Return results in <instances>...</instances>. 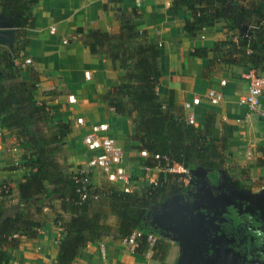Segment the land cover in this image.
<instances>
[{"label":"trees","instance_id":"obj_1","mask_svg":"<svg viewBox=\"0 0 264 264\" xmlns=\"http://www.w3.org/2000/svg\"><path fill=\"white\" fill-rule=\"evenodd\" d=\"M39 1L0 0V23L16 29L12 46H0V128L15 130L17 142L27 149L21 163L26 174L18 186L22 205L13 215H7L5 209L10 188L7 184L0 185V264L12 260L11 251L24 238L37 237L45 217L42 201L48 195L61 198L68 214V218H64L54 213V223L63 232L55 264H71L79 250L112 231L106 214L90 210L93 202L107 203L117 220L115 233L121 239L145 222L150 205L181 194L188 174L196 168H202L207 175L222 170L233 173L227 183L236 190L252 185L247 172L250 166H243L232 157L230 126L217 127L212 111L205 112L203 123H189L182 106L177 103L175 90L158 91L162 78L159 44L148 41L146 29L137 21L139 13L133 9L129 13L119 12L116 33L79 26L76 34L91 54L109 59L114 69L119 66V82L106 87L98 99L116 115L130 120L133 129L130 138L138 142L136 149L147 152L141 164L145 168H157V177L140 191L124 192L108 182L94 185L87 198L80 201L73 173H67L66 166L56 159L67 143L72 123L59 120L48 129V134L40 133L37 124L49 120L52 107L37 98L38 73L28 68L29 79L20 80L22 69L15 63L16 51L29 44L24 30L35 27L33 6ZM171 8L181 9L187 15L183 28L190 35L202 33L221 19L224 27L233 29L253 14L261 13L253 0H248L246 6L238 4L237 0H173ZM231 41L221 40L216 45L235 47ZM237 45L240 50L236 53L247 60H252L251 53L258 49L256 42L248 38ZM236 53L228 50L215 55L203 69V76L216 73L220 64L238 62ZM190 54L204 57L207 49L195 48ZM91 194L97 198H92ZM32 199L35 200L34 212L28 205ZM144 242L142 237L135 252L145 253ZM167 249L168 244L158 239L151 258L168 264L165 263Z\"/></svg>","mask_w":264,"mask_h":264},{"label":"crops","instance_id":"obj_2","mask_svg":"<svg viewBox=\"0 0 264 264\" xmlns=\"http://www.w3.org/2000/svg\"><path fill=\"white\" fill-rule=\"evenodd\" d=\"M172 1L40 0L33 6L35 27L24 30L29 44L15 53V63L23 68L19 79L23 81L29 79V73L21 64L24 58H29L31 61L29 68L34 69L39 76L37 98L54 107L49 118L51 127H54L59 120L71 121V132L67 135V143L64 147L67 152V173H74L77 169L75 159L78 158V153L75 145L81 143L85 147L81 141L82 137L81 139L77 137L83 136L90 124L106 121L111 127L110 134L120 141L126 169L134 176L133 190L140 191L156 179L158 169L145 168L141 164L144 158L138 156V149H136L138 142L130 138L133 134L130 120L116 115L111 108L98 99V95L106 87L119 82V66L117 65L114 69L109 59L91 54L89 49L81 44L76 34L79 26L116 33L119 30L117 19L119 12L129 13L135 9L139 13L137 21L142 28L146 29L148 41L159 44V67L162 78L157 87L158 91L166 93L170 89L175 90L177 103L181 106L186 101L191 102L197 114V123H203L205 112L212 111L215 114L217 127L230 126L232 134L229 144L232 157L233 149L246 151V155L236 154L234 160L243 166H250L247 172L254 187L264 186V150L257 149L254 157H250L252 148L246 146V134L251 132V113L240 101L247 89L245 75L250 70L245 68L244 63H239L238 57V62L227 64L226 69L223 70L219 65L216 73L211 72L209 76H203V69L215 55L219 54L217 42L225 40L228 32L235 44V47L230 49H239V45L236 46L239 43L237 36L240 35L239 41H245L247 37L244 38L241 35L245 34L246 26L252 25L256 19L258 28L248 37L256 42L258 49L251 53V57L253 60L256 56L264 55V0H253L254 6H258L261 13L253 14L252 17L245 19L241 26L228 29L224 27L225 22L221 19L212 27L204 29L202 33L194 35H190L183 28L187 15L181 9L172 10ZM247 1L237 0V3L246 6ZM259 16L262 18H258ZM51 27H54L52 32ZM205 30L208 31L205 32ZM195 48H206L207 55L204 57L191 55L190 52ZM240 48L244 50L243 46ZM260 52L263 54H259ZM85 71H89L90 78L85 77ZM221 80H225V84L221 86L223 100L219 104H211L205 94L209 88L219 87ZM87 83L92 85L93 92L88 91ZM56 86L66 90V93H50L49 90ZM70 94L75 96L76 103L67 102V96ZM261 107L264 110L263 94ZM79 117L83 118L84 124L76 122ZM258 120L264 134V118L258 117ZM23 152L24 149L16 140V131L0 128V185L7 184L10 188V194L5 198L7 215H13L22 205L18 186L23 180V175L26 174L25 168L21 166ZM224 171L227 170L220 172ZM193 173L199 177L206 175L202 168H196ZM187 181L186 179L185 183ZM93 184L100 185L95 182ZM240 190L242 189L234 190L240 195L236 196L239 199L223 193L211 200L227 194L240 203L251 202L259 204L260 207L264 203V191H259L257 194L261 197L248 200ZM28 205L34 212L35 200L29 201ZM90 210L107 215L106 222L112 227L111 236L103 235L101 240L89 243L79 250L71 264H161L158 260L151 258L152 253L125 250L121 239L115 233L117 220L111 214L106 202H93L90 204ZM42 211L45 214L44 224L39 229L37 237L24 238L21 244L11 251L13 258L8 264H55L58 242L63 232L61 227L54 223V213H60L64 218H68V214L64 210V201L51 195L43 198ZM113 237L118 239L112 241ZM193 237L197 239L195 235ZM162 239L169 242L168 239ZM100 242H103L106 247L105 258L101 256L98 248ZM172 249H174L173 246L168 247L165 263H169Z\"/></svg>","mask_w":264,"mask_h":264},{"label":"built area","instance_id":"obj_3","mask_svg":"<svg viewBox=\"0 0 264 264\" xmlns=\"http://www.w3.org/2000/svg\"><path fill=\"white\" fill-rule=\"evenodd\" d=\"M54 27L50 28L52 32ZM29 58H24L23 63L29 64ZM86 78H90L89 71L84 73ZM247 89L241 97V103L248 109L259 115H264V110L261 107V97L264 91V78L250 70L246 73ZM225 84V80L219 82V87H211L207 90L205 96L211 104H219L223 100V93L221 86ZM69 104L76 103L74 95L67 96ZM185 118L189 123H197V114L194 112L191 102L186 101L182 106ZM78 124H84L82 117L76 119ZM110 125L106 121L95 122L89 125L88 130L82 136V144L89 149L92 154L85 163L77 167L72 174V179L76 184V192L79 195V200L83 201L90 194L94 186L92 181V174L98 172L110 184L124 192L133 191L134 176L126 169L124 164V152L118 138L110 134ZM138 156L145 158L147 152L145 150H138ZM4 188H7L4 186ZM92 198H97L96 195L91 194ZM144 223L128 235L121 238V243L129 249L130 252H135L138 247L139 240L144 237V245L146 247L145 253L151 254L155 242L165 237V232L160 226L152 225L151 228L143 226ZM100 254L103 258L106 257V247L103 242L98 245Z\"/></svg>","mask_w":264,"mask_h":264},{"label":"rangeland","instance_id":"obj_4","mask_svg":"<svg viewBox=\"0 0 264 264\" xmlns=\"http://www.w3.org/2000/svg\"><path fill=\"white\" fill-rule=\"evenodd\" d=\"M261 1V0H260ZM252 17V16H251ZM255 18V16H254ZM258 18H262L261 16H259ZM257 23L258 20L256 19V21L254 20L252 25H247L246 26V32L245 34L241 35L244 38H251L248 37L251 36L256 30H257ZM261 26V25H260ZM208 30H205V32H207ZM239 36H237V42H241L239 41ZM22 38V37H20ZM226 40H229L230 37L228 35L225 36ZM22 40L20 39V42ZM232 42V41H231ZM19 47V45H18ZM232 47L231 44L228 45H222L219 44L217 46V51L219 54H222L224 52H230V50H232V52H236L240 49H230ZM231 54V53H230ZM237 54V53H236ZM259 54H263L262 52H260ZM236 57H239V63H244L245 64V68H247L248 70H254V72L260 76H262L264 78V55L262 56H256L253 58V60H247L246 57H243V55L241 54H237ZM24 68L28 69L30 67V63L29 64H24ZM228 66L220 64V68H222L223 70L226 69ZM21 69H23L20 66ZM89 80V79H88ZM92 85L90 83H87V89L89 92H93V87H91ZM50 93L54 92L55 94H63L66 93V90H64L61 87H53V89L49 90ZM263 95H264V91H263ZM39 99V98H38ZM40 100V99H39ZM51 106V105H49ZM52 108H54L53 106H51ZM52 109L50 110V113H52ZM251 113V117H250V125H251V132L249 134H246V146H250L251 150V156L252 157L255 154V150L257 149H262L264 150V134L262 131V127L259 124V120L258 117H262L264 118L263 115H259L251 110H248ZM51 116V115H50ZM38 129L40 131L41 134H48V129L51 128V123H49V120L47 122H40L39 124H37ZM82 135L78 136L77 139H81ZM25 140H28V138H26ZM67 141V139H66ZM252 145V146H251ZM22 149H24L25 151L27 150L23 145H20ZM65 145H63V151H61L60 153H58V155H56V159L59 161V163L61 165H63L64 167L66 166L67 169V163H66V158H67V152L64 150ZM75 150L78 153V158L75 159L76 162V166L79 167L80 165L84 164L86 159L91 156L92 152L83 147L81 145V143H77L75 145ZM233 159L236 158V154L242 153L243 155H246V151H238L236 149H233ZM242 155V156H243ZM254 157V156H253ZM251 160V159H248ZM231 174V175H230ZM233 176V173L224 171V172H218L216 171L215 175H205L204 177L202 176H197L195 175V173H189L188 177H187V183H186V187L183 190V192L181 194L175 195L173 197L168 198L166 201H164L163 203H158V204H153L150 205L148 207V211H147V219L144 222L143 226H147L148 228H151V226L154 224L155 220H164L166 219L167 216H169V218L173 217V214L170 213L169 208L167 207L169 204H171L172 202H176L180 207L183 206H190L191 202L193 200H199V201H209L211 199H213V197L219 195V194H223V193H227L230 194L232 196H234L236 199H239L236 196H240L238 195L228 183V179L229 177ZM92 181L95 183H105L104 178L99 175L97 172H94L92 174ZM264 186H259V187H254L253 185H248V187L243 188L242 191L244 193L245 198L246 199H257L261 196L257 195L259 193V191H264ZM163 231L165 232L166 236L164 237L165 240H169L166 241L168 243V247H172L174 249H172L171 251V255H170V260L168 264H186L185 263V256H188L189 253L194 252L197 249L198 243H197V239H195L193 237V234H185L182 233L178 230H174L171 227L168 228H163ZM111 232L106 233L105 235L111 236L110 234ZM117 237H113L111 240H117ZM126 251L128 252V248L125 247ZM130 252V251H129ZM262 253V252H260ZM261 257L258 256L257 259L258 260H262L260 259ZM102 259V258H101ZM108 259V258H107ZM106 259V260H107ZM257 262H253L252 264H256Z\"/></svg>","mask_w":264,"mask_h":264},{"label":"water","instance_id":"obj_5","mask_svg":"<svg viewBox=\"0 0 264 264\" xmlns=\"http://www.w3.org/2000/svg\"><path fill=\"white\" fill-rule=\"evenodd\" d=\"M1 25L0 23V44L11 47L16 29ZM236 205L228 195H220L215 200L206 202L193 200L190 206L183 207L172 202L167 207L173 217L167 216L164 220H155L153 225L160 226L162 229L171 227L182 233L196 236L197 249L185 256L186 264H238L241 259L236 261L231 257L233 250L224 248L228 241L224 234L218 233L220 228L215 217L216 212H228L230 206ZM258 264H264V260Z\"/></svg>","mask_w":264,"mask_h":264},{"label":"flooded vegetation","instance_id":"obj_6","mask_svg":"<svg viewBox=\"0 0 264 264\" xmlns=\"http://www.w3.org/2000/svg\"><path fill=\"white\" fill-rule=\"evenodd\" d=\"M230 198L237 205L230 206L228 212H216L215 215L220 228L218 233L224 234L228 241L224 248L233 250L231 257L236 261L241 259L238 264H258L264 260V203L260 207L251 202L240 204ZM258 256L262 260H258Z\"/></svg>","mask_w":264,"mask_h":264}]
</instances>
